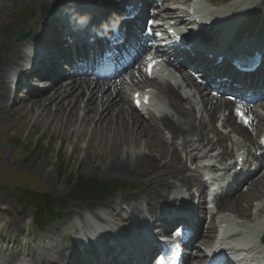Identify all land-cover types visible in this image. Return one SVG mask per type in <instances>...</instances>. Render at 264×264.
Masks as SVG:
<instances>
[{
	"label": "bare ground",
	"instance_id": "1",
	"mask_svg": "<svg viewBox=\"0 0 264 264\" xmlns=\"http://www.w3.org/2000/svg\"><path fill=\"white\" fill-rule=\"evenodd\" d=\"M25 1L27 0H8L6 3L0 2V16L5 12L11 11L15 7H18L21 3H24ZM29 1H34L35 5L38 7L40 20L45 17L46 9L49 8L50 10L53 7V0ZM56 12L58 13V15L66 19V16L62 12L57 11V8ZM65 19L62 22H65ZM71 23H76V21ZM72 26H76V24H72ZM44 37H47V32L44 33ZM55 88H53V92L51 94L40 95L36 98L30 99V102L32 103L31 109L33 116L46 112L47 114L39 117L37 120H50L47 123L50 128H56V122L60 124L57 127L60 128V130L69 128L68 131L62 132L63 135L67 134L69 131L77 129V125H79V132H81L82 129H84V127L86 126L85 124H96L95 128L125 131V134H120L118 138L119 140L114 142L113 149L111 152L113 155L118 154L120 157H124L125 160H121L120 157H117L109 164L108 168L124 170L129 166V168H132V170H137L138 164L143 160H153L156 158V155L159 156V154L161 157L167 156V149L162 146L158 139L161 135L160 131L154 124L150 123L149 121L141 120L139 116L131 112L130 114L132 115V117L129 120H132L133 124L132 127L129 126V122L126 120V114L128 111V109L126 108L127 105L119 103L120 99H124L121 98V92L118 93L117 97H113V99L110 98L109 101H106L105 97H111L112 94H109L108 90L105 91V95L99 100L101 106L103 107V111L101 112V116L99 117V119L96 121L95 119H93L95 118V116H92L91 114H94L92 112V109L96 105V102L93 103V101L99 97L98 93L91 91L84 92L81 91L80 88L75 89L72 87L73 93H78L80 91L81 93L70 94L71 88H64L63 91V87H60L57 90H55ZM10 95L11 94L6 86V83L2 81L1 99L3 100L5 98V106H7L8 104ZM86 97L87 100L85 102L84 99ZM118 98L120 99L118 100ZM111 108H113V111H116V113H113V111H111ZM111 112L113 113L112 115ZM134 131L145 136L144 141H140V144H136L142 145L144 148L143 150H139L135 154L132 153L131 150H126V152L123 154L122 147L127 143L126 140H131L134 142L136 138L142 137L139 134L133 133ZM149 150L152 152H150ZM120 161H122L123 163L121 165H118ZM43 176H50V173L44 172ZM69 213H78L76 205L71 208ZM236 214L239 217L247 218L244 210H237ZM14 225L16 224H10L9 228L13 230ZM39 254H41L40 251L36 252V255ZM3 257L6 260L5 264H13V262L18 256L15 253H13V255L11 253H6L3 255Z\"/></svg>",
	"mask_w": 264,
	"mask_h": 264
},
{
	"label": "rangeland",
	"instance_id": "2",
	"mask_svg": "<svg viewBox=\"0 0 264 264\" xmlns=\"http://www.w3.org/2000/svg\"><path fill=\"white\" fill-rule=\"evenodd\" d=\"M1 2L6 3L8 0H0ZM56 2L54 3V7L56 5H60L62 3L63 0H55ZM58 5V6H59ZM38 9L35 7V5H31L30 3L28 4H22L18 7L13 8L10 12L8 13H4L2 16H0V39L2 38L3 34H4V27L6 26L7 23H9L11 20H14L16 18V16L18 14H24L25 17L22 19H15L14 21V26L16 28V33L20 32V30H22V32H26L31 30L30 26H32L31 23H29V19L32 18V16H35V19H39V15H38ZM33 13V14H32ZM29 16V17H27ZM31 16V17H30ZM21 33V32H20ZM19 34V33H18ZM16 36V35H15ZM15 36L12 39H15ZM5 40V38H3ZM2 39V40H3ZM29 108L27 107V110ZM50 114V113H49ZM29 115V114H28ZM2 115H0L1 118ZM31 117V115H30ZM13 120H0V172L2 173L3 170H5L8 167H11L13 172H17L20 174H23L26 178L31 177V175H36L37 177V184L39 186H46L49 191L57 194V195H61V194H65L68 191V186L62 182H60V180L58 179V172L56 170V160H55V155H52L53 153L51 151H48L49 148H56V140L54 138H56L55 133H52V131L47 130L46 132H44V125L43 124H39L37 127H35L37 124H35L34 127H32V125L35 123L34 119H30L24 126H20L19 124L16 123V125L14 126V123H12ZM43 122L45 123V121L43 120ZM109 130H113V129H109ZM36 132L42 133L44 134V138L50 137V141L47 147V151H46V144L45 142H40L42 143V147L41 149H39L38 147H40L38 144L36 147V150L34 151V153H32L31 155H29L30 159L29 162H25L24 165L20 164L23 162V160L25 159V155L29 154V149L30 146L27 147L25 146L26 144H34L36 146V137L35 134ZM35 133V134H34ZM118 135H116L115 139L113 140H109L106 136L102 135V139L104 138V140L108 143H111L112 145L114 144L115 141H118L119 139V135L121 134H125L124 130H119ZM133 133H137L136 131H134ZM34 134V135H32ZM139 135H141V138H136V140L134 141L135 144H140V141H144V137L142 134L138 133ZM149 138V137H148ZM99 139V137L97 138ZM127 143L131 142V140H126ZM106 160H109L110 155L106 154ZM37 158V159H36ZM87 157H85L83 160L82 159H77L73 165V169L74 170H79L81 173H85L87 175H91V174H98L102 177H110V178H124L125 175L124 174H109V173H105L103 172V170L97 169V170H90L87 168L86 165H84L86 163L85 159ZM25 161V160H24ZM35 161L36 164H38L39 166L37 167V169L33 170V164H32V168L29 166V164ZM33 163V162H32ZM99 168V165H96ZM36 170L38 172H36ZM48 171L50 172L52 175L47 176L48 178H53L50 181H41L40 179V173L42 171ZM82 170V171H81ZM54 174V175H53ZM56 179H57V183H56ZM59 185V186H58ZM9 193H12V190H8ZM0 196H4L0 193ZM3 198V197H2ZM4 199V198H3ZM5 200V204L12 206V207H16L8 198L7 200Z\"/></svg>",
	"mask_w": 264,
	"mask_h": 264
},
{
	"label": "snow or ice",
	"instance_id": "3",
	"mask_svg": "<svg viewBox=\"0 0 264 264\" xmlns=\"http://www.w3.org/2000/svg\"><path fill=\"white\" fill-rule=\"evenodd\" d=\"M241 115H242V113H241Z\"/></svg>",
	"mask_w": 264,
	"mask_h": 264
}]
</instances>
